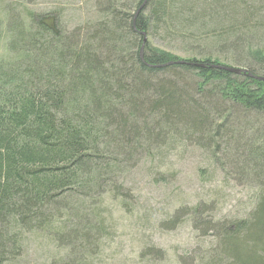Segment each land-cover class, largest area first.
Wrapping results in <instances>:
<instances>
[{
    "label": "trees",
    "instance_id": "obj_1",
    "mask_svg": "<svg viewBox=\"0 0 264 264\" xmlns=\"http://www.w3.org/2000/svg\"><path fill=\"white\" fill-rule=\"evenodd\" d=\"M143 2L93 0L95 19L68 30L5 13L0 264L28 236L67 250L54 264H96L111 234L105 197L126 211L125 176L181 145L262 187L247 217L198 226L216 243L202 264H264V80L248 76L264 77V0H146L137 12Z\"/></svg>",
    "mask_w": 264,
    "mask_h": 264
},
{
    "label": "rangeland",
    "instance_id": "obj_2",
    "mask_svg": "<svg viewBox=\"0 0 264 264\" xmlns=\"http://www.w3.org/2000/svg\"><path fill=\"white\" fill-rule=\"evenodd\" d=\"M9 7L24 20L30 12L49 14L56 27L66 30L97 16L93 0H0V56L6 55L5 13L12 12ZM151 43L183 59L199 56L198 46L185 48L179 40L151 39ZM242 180L226 170L215 171L194 146L181 145L151 162L143 159L123 180L128 209L105 197L111 234L96 264H202L216 244L208 228L210 221L230 223L247 217L254 207L262 187ZM196 208L198 219L194 220L190 212ZM206 220L209 226L199 228ZM66 252L47 237L28 236L22 255L12 263L54 264Z\"/></svg>",
    "mask_w": 264,
    "mask_h": 264
},
{
    "label": "water",
    "instance_id": "obj_3",
    "mask_svg": "<svg viewBox=\"0 0 264 264\" xmlns=\"http://www.w3.org/2000/svg\"><path fill=\"white\" fill-rule=\"evenodd\" d=\"M145 1L143 2V4L138 8L137 12L145 5ZM145 41V39H143V42ZM143 49V45L141 46V49H140V57L142 58V50ZM228 71L232 72V73H245V70L244 69H240V68H227ZM248 76L250 77H253L254 79H257V80H264V77L262 76H255V75H249Z\"/></svg>",
    "mask_w": 264,
    "mask_h": 264
}]
</instances>
